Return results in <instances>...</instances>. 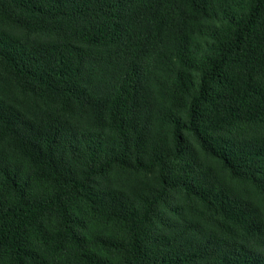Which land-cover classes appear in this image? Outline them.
I'll return each instance as SVG.
<instances>
[{"label": "trees", "instance_id": "obj_1", "mask_svg": "<svg viewBox=\"0 0 264 264\" xmlns=\"http://www.w3.org/2000/svg\"><path fill=\"white\" fill-rule=\"evenodd\" d=\"M0 264H264V0H0Z\"/></svg>", "mask_w": 264, "mask_h": 264}]
</instances>
